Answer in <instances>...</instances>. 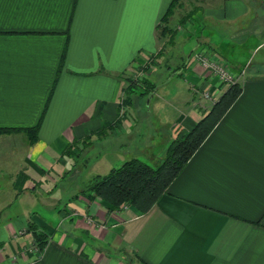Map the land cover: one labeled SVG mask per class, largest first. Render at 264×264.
Masks as SVG:
<instances>
[{
  "label": "crops",
  "instance_id": "crops-1",
  "mask_svg": "<svg viewBox=\"0 0 264 264\" xmlns=\"http://www.w3.org/2000/svg\"><path fill=\"white\" fill-rule=\"evenodd\" d=\"M172 1L0 0V264H126V253L141 264H264V0H211L176 25L173 11L160 35ZM195 22L203 31L166 83L182 81H151L149 103L170 110L166 137L227 88L199 57L238 76L241 92L146 213L109 210L86 189L114 167L109 153L124 160L116 136L131 129L139 94L125 101L126 79L155 72ZM33 229L46 233L40 251Z\"/></svg>",
  "mask_w": 264,
  "mask_h": 264
},
{
  "label": "trees",
  "instance_id": "trees-1",
  "mask_svg": "<svg viewBox=\"0 0 264 264\" xmlns=\"http://www.w3.org/2000/svg\"><path fill=\"white\" fill-rule=\"evenodd\" d=\"M176 3L177 0L171 2L157 25L160 35L169 32L168 22ZM126 81L127 86L124 92L127 102L130 100L129 92H135L136 88L140 90V96H147L155 88V85L145 77L136 79L130 76ZM240 92L239 83L229 84L199 122L190 130L176 136L161 162L150 165L137 158L126 160L120 166L110 169L105 175H95L90 180L86 191L105 202L109 210L128 207L136 214L146 213L165 193L169 184L224 116ZM38 127L36 125L27 129L30 138L36 137ZM5 130L7 129H0V132ZM32 233L37 250H42L46 243V233L37 229H33Z\"/></svg>",
  "mask_w": 264,
  "mask_h": 264
},
{
  "label": "rangeland",
  "instance_id": "rangeland-1",
  "mask_svg": "<svg viewBox=\"0 0 264 264\" xmlns=\"http://www.w3.org/2000/svg\"><path fill=\"white\" fill-rule=\"evenodd\" d=\"M211 0H177V3L174 8V24L180 23V17L183 15L191 13V15L199 10L200 8H203L204 6L211 5ZM195 27L193 30H186L185 35L190 40H186V42L180 43L178 46L173 47V49L170 50V55L165 56L161 63L153 62L152 65H156V71L151 73L148 72L146 77L152 82L157 83L158 85H164L162 89L166 88H173L174 83L177 81H182V78H174L171 80V82L166 83L167 78L173 74L175 70H177L178 65L181 64L182 57L184 56L192 47V45L195 43L196 35L203 31V27L201 26L200 22H195ZM197 28H200L197 30ZM189 34V35H188ZM264 48L260 52V54H264ZM259 54V55H260ZM215 63V62H214ZM219 64H221L219 62ZM222 65V64H221ZM148 65H146V68ZM222 68L227 70L224 65H222ZM144 69V68H143ZM211 72L215 73L212 68H209ZM243 72V71H242ZM219 78V80L222 83H225L227 86L229 84L238 83V76H236L233 73H230L228 71V79H225L222 75L216 74ZM133 78H138L134 76ZM178 79V80H177ZM236 80V81H235ZM235 81V82H233ZM173 83V84H172ZM140 91L138 88L135 89V92ZM205 97H211V93L209 91H205ZM132 104L130 105L129 109L131 113L133 114V117L131 118L133 121V125L130 130L122 131V133L119 136L121 137V141L123 145L121 146V152L120 155L124 158L123 161H118L115 156V153H109L108 154V160L111 163L112 166L118 167L120 166L124 161L137 158L145 163H148L150 165H156L157 163L161 162L165 155L166 150L171 145L172 141L175 140V137H170L171 139L168 140L167 133V127L164 125H161V123L167 122L166 115L169 114L170 110H168L167 104L162 99H156L153 98L151 102L149 93L146 97L140 96L139 94L132 93ZM136 95V97H134ZM197 98H201L200 94H197ZM203 97V96H202ZM166 130V131H165ZM169 130V128H168ZM3 132V131H2ZM111 137H115L111 135ZM177 138V137H176ZM98 145L94 148V151H97ZM164 149V152L162 151ZM162 151V152H161ZM76 163L79 166L80 170L78 171L79 177L85 176L89 172V162L90 159L87 158L86 154H83L80 157H75ZM115 160L116 163H115ZM89 163L88 166H85V164ZM114 164V165H113ZM68 181L70 180H64L62 183L58 184L54 192L63 191L62 187L66 186L68 184ZM74 181V179L72 180ZM71 182H69V185ZM7 191L6 189H0V203H3L5 200V197H7ZM2 201V202H1ZM41 209V208H40ZM43 211V210H42ZM9 214V210L6 208L5 211L2 214V217ZM36 228V227H35ZM22 232L24 230H21ZM34 248L37 250L36 244L34 243ZM126 264H141V262L132 254L126 253Z\"/></svg>",
  "mask_w": 264,
  "mask_h": 264
},
{
  "label": "built area",
  "instance_id": "built-area-1",
  "mask_svg": "<svg viewBox=\"0 0 264 264\" xmlns=\"http://www.w3.org/2000/svg\"><path fill=\"white\" fill-rule=\"evenodd\" d=\"M199 58L201 59L202 63L205 66L212 68V70L215 72V74L222 75L225 79H228V77H229L228 71L223 69L222 65L219 64L217 61L208 60L207 58H202V57H199ZM136 77H138V76H136ZM235 81H233V82H235Z\"/></svg>",
  "mask_w": 264,
  "mask_h": 264
}]
</instances>
